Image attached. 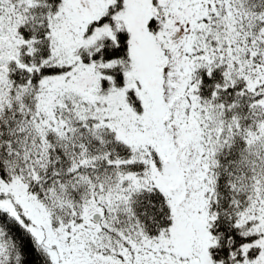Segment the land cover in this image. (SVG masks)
I'll use <instances>...</instances> for the list:
<instances>
[{
	"label": "snow or ice",
	"instance_id": "obj_1",
	"mask_svg": "<svg viewBox=\"0 0 264 264\" xmlns=\"http://www.w3.org/2000/svg\"><path fill=\"white\" fill-rule=\"evenodd\" d=\"M0 264H264V0H0Z\"/></svg>",
	"mask_w": 264,
	"mask_h": 264
}]
</instances>
